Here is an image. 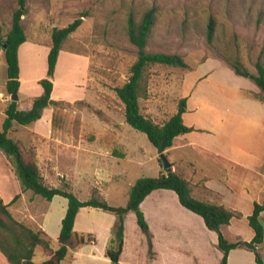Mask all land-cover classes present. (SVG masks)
Here are the masks:
<instances>
[{"label": "crops", "instance_id": "crops-1", "mask_svg": "<svg viewBox=\"0 0 264 264\" xmlns=\"http://www.w3.org/2000/svg\"><path fill=\"white\" fill-rule=\"evenodd\" d=\"M24 29L27 40L18 50L20 87L17 91L19 99L16 102L18 109L29 110L34 100L44 92L40 81L48 76L52 31L48 35L37 32L39 37L30 38L25 27ZM60 56L65 60L80 58V68L76 67L73 72L85 73L84 55L63 49L59 58ZM59 58L53 77L52 99L55 101L64 99L60 92ZM7 81V62L0 44L2 129L6 109L13 101L7 90ZM67 85H71V82ZM258 94L260 88L253 80L238 75L221 60L210 58L199 64L185 74L182 84V98L187 100L183 121L193 130L177 136L173 145L166 149L172 170L188 180L194 197L209 203L222 204L240 213V217L232 218L230 224L222 227V232L230 241H251L254 238L255 231L250 226L248 217L253 213L255 203L264 200V101ZM52 111V107L46 108L42 118L33 122V126L22 125L23 128H20L17 126L19 124H13L9 131L10 136L20 141L25 148L35 151L46 183H49L48 176L53 175L52 170L57 169L61 161L70 160L64 150H71V159L76 160L78 155L81 156L79 152H91L85 147L89 141L101 143V157H117L114 151L120 158L126 157L125 142L116 130L96 134L94 139L87 140L83 130L80 132L54 128ZM22 132L27 138L26 141L20 136ZM103 137L108 139L102 140ZM159 165L163 169L161 173H166L161 163ZM50 185L60 186L59 182ZM0 196L9 205L16 219L33 229L45 231L50 238H59L68 200L59 195L50 201L43 200L44 198L31 190H23L11 159L1 149ZM55 202L61 206V213L56 224L52 225ZM93 209L96 208H81L74 228L78 233L92 234L95 241L73 251L71 264H111V260L106 256V247L117 218L114 214L103 213L101 219H97L91 216ZM141 209L148 223L152 224L150 219L153 215L157 218V236L158 241L162 243V253L154 250V259L160 260L159 264H174L181 248L189 250L194 264H207L211 257L215 258V264H220L223 253L217 247V232L210 230L201 216L184 207L175 191H152L142 201ZM260 216L264 222V211ZM99 234L103 237L102 242ZM40 249H36V254L41 251L43 261L48 256ZM125 251L126 238L120 264L125 263ZM248 257L255 259L254 253L247 249H233L229 253L228 264H242L244 258ZM0 264H11L1 250Z\"/></svg>", "mask_w": 264, "mask_h": 264}, {"label": "rangeland", "instance_id": "rangeland-1", "mask_svg": "<svg viewBox=\"0 0 264 264\" xmlns=\"http://www.w3.org/2000/svg\"><path fill=\"white\" fill-rule=\"evenodd\" d=\"M20 1L0 0L1 37L10 29ZM25 6L23 25L30 38L39 37L37 32L48 35L53 27H65L82 12L88 14L64 43L66 51L86 57L85 73L73 72L80 68V58H59L60 92L64 99L50 106L54 128L83 130L87 140L116 130L126 145V157L121 158L101 157L100 142H87L85 147L91 152H79L81 156L76 160L71 159V150H64L70 160L61 161L52 170L47 184L59 182L62 186L63 181L69 182L70 190L81 200L89 199L96 188L98 195L110 204L125 206L128 191L137 179L158 177L163 170L159 167L158 148L145 133L126 122L124 105L115 91L128 80L138 57V49L127 35L130 15L139 21L147 10L156 6L158 18L148 51L178 53L189 65L181 68L155 64L148 68L146 91L140 104L143 113L156 123H165L177 111L185 74L208 59H238L253 73H258L257 62L264 64V0H25ZM210 18L215 21L212 42L207 37ZM20 136L26 141L24 133ZM53 205L51 220L55 225L61 206L57 202ZM103 213L112 214L96 208L91 216L101 219ZM150 220L148 234L139 227L133 211L126 215L124 264H159L160 260L154 259L155 251L162 253L157 218L153 215ZM99 239L102 242L100 234ZM50 240L51 247L57 249L59 239L51 236ZM41 257L42 252L38 251L35 260L41 262ZM211 258L207 264H215V258ZM72 261L73 254L67 262ZM174 264H194L189 250L181 248ZM242 264H255V259L244 258Z\"/></svg>", "mask_w": 264, "mask_h": 264}, {"label": "trees", "instance_id": "trees-1", "mask_svg": "<svg viewBox=\"0 0 264 264\" xmlns=\"http://www.w3.org/2000/svg\"><path fill=\"white\" fill-rule=\"evenodd\" d=\"M27 12L25 0L20 1L19 7L14 11L12 24L7 33L1 37V42L7 43L4 50L8 81L7 90L12 95L20 87V65L18 50L27 40L22 20ZM87 12H82L77 18L65 27H53L51 32V50L48 55V76L40 81L44 88L42 95L37 97L29 110L18 109L17 102L6 109V119L3 129L0 130V149L11 159L16 175L21 181L23 190H31L34 194L46 200H52L59 195L68 200L67 210L62 219L59 234V247L53 249L48 234L43 230H36L16 219L9 209V205L0 196V250L11 264H71L67 262L73 251L81 246L95 241L92 234L78 233L75 230V221L78 212L83 207H95L116 215V224L112 236L106 247V256L111 264H120V257L124 247L125 217L133 211L139 227L150 234L149 223L141 209V203L147 195L157 189H170L177 193L180 203L201 216L206 226L218 234L217 247L223 253L220 264H228L231 250L244 248L254 253L257 264H264V222L261 212L264 211V200L256 202L253 213L248 217L250 226L255 231L251 241L238 239L230 241L222 232V227L230 224L232 218L240 217V213L226 208L222 204L209 203L192 195L190 183L180 173L170 171L161 173L158 177H141L128 191V203L125 206H115L98 195L93 189L91 197L81 200L70 190V183L63 181L62 186H52L45 182L41 169L36 160L33 149L25 148L20 141L10 136L9 131L13 124L30 125L42 118L44 110L57 103L52 99L53 77L60 52L71 33L82 24ZM158 18V8L153 6L147 10L138 21L130 15L127 22V35L129 41L138 49V57L131 66L130 76L122 85L115 88L116 94L124 105L125 119L134 129L147 135L151 143L159 148L163 142L165 150L173 145L174 139L193 128L184 124L183 113L186 111V98H181L177 112L165 123L159 124L146 116L141 108L140 98L146 91V73L150 66L155 64L173 67L188 68L184 57L178 53L151 52L147 47L152 38L153 30ZM1 33V26H0ZM215 21L210 18L207 37L210 42L214 39ZM1 44V43H0ZM224 64L232 67L238 75L248 77L260 88L257 96L264 101V64L257 62L258 73H253L238 59L222 60ZM114 155L117 152L114 151ZM160 163L162 165L161 159ZM163 166V165H162ZM165 170V169H164ZM19 195L16 196L18 198ZM151 240V238H150ZM41 248L48 256L47 259L37 262L36 249Z\"/></svg>", "mask_w": 264, "mask_h": 264}, {"label": "water", "instance_id": "water-1", "mask_svg": "<svg viewBox=\"0 0 264 264\" xmlns=\"http://www.w3.org/2000/svg\"><path fill=\"white\" fill-rule=\"evenodd\" d=\"M0 43H1L2 48L5 50L7 48V43L1 42V41H0ZM11 98L13 101H17L19 99L18 92L16 91L15 93H13ZM158 153H159V156H160V159H161V162H162V165H163L165 171L166 172L172 171V163L166 154V150H165L163 142H161V145L158 148Z\"/></svg>", "mask_w": 264, "mask_h": 264}]
</instances>
